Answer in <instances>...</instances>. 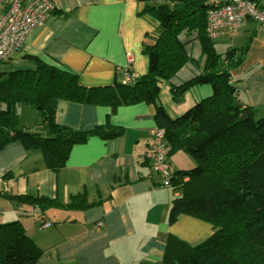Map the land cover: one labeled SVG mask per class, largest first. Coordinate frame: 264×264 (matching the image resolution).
Wrapping results in <instances>:
<instances>
[{"label":"crops","instance_id":"0c3cea01","mask_svg":"<svg viewBox=\"0 0 264 264\" xmlns=\"http://www.w3.org/2000/svg\"><path fill=\"white\" fill-rule=\"evenodd\" d=\"M169 1L52 0L54 10L27 36L12 57L10 70L28 69L29 63L22 59L27 54L76 74L85 87L123 81L126 71L145 75L148 58L143 43L154 24L142 11L147 2ZM227 39H231L227 49L248 44L232 76L240 101L256 109L257 116L263 115L264 28L248 19L237 36L216 41ZM184 40L191 61L170 79V85L192 79L203 64L196 35ZM226 50L217 51L224 55ZM170 85L161 83L158 102L172 118L212 94L209 85L197 86L174 103ZM154 112L153 105L145 103L121 106L112 113L107 106L59 101L55 117L59 125L85 131L108 122L120 128L121 135L110 140L90 136L72 147L57 172L45 166L40 151L26 150L20 142L0 152V224L22 226L41 251L36 264H163L170 236L193 247L212 234V225L195 217L180 215L169 223L176 193L161 185L143 157L152 144ZM31 125L26 126L29 131H41L38 117ZM177 153L168 157L172 171L194 165L188 154ZM17 196H40L53 203L42 208L18 201ZM74 197L81 205H69ZM98 222L102 228L96 230ZM44 223L49 225L43 227Z\"/></svg>","mask_w":264,"mask_h":264},{"label":"trees","instance_id":"16d2710c","mask_svg":"<svg viewBox=\"0 0 264 264\" xmlns=\"http://www.w3.org/2000/svg\"><path fill=\"white\" fill-rule=\"evenodd\" d=\"M206 0L147 2L142 14L154 24L143 51L148 58L145 75L131 82L115 81L104 87H85L76 74L23 55L28 69L10 70L11 59L0 63V152L12 142L26 150L41 152L45 166L59 171L73 146L90 136L110 140L122 130L96 126L77 131L56 122L59 101L110 107L139 103L153 105L156 127L165 131L175 152L188 154L195 165L173 171V198L169 223L180 215L204 220L212 234L193 247L175 237L166 243L163 264H264V116L239 99L232 70L243 60L248 44L228 48L224 55L205 31ZM196 35L203 55L199 74L178 85L169 81L191 61L184 39ZM199 63L194 62L198 67ZM170 85L174 103L193 87L209 85L212 94L178 117L172 118L158 102L161 83ZM238 102V105H236ZM34 107L41 131L19 126L17 110ZM14 198V197H13ZM26 204L47 207L53 201L40 196H17ZM71 206L81 205L72 198ZM41 255L37 245L19 223L0 224V264H36Z\"/></svg>","mask_w":264,"mask_h":264},{"label":"built area","instance_id":"2783aa9c","mask_svg":"<svg viewBox=\"0 0 264 264\" xmlns=\"http://www.w3.org/2000/svg\"><path fill=\"white\" fill-rule=\"evenodd\" d=\"M206 5L205 31L210 40L237 36L248 19L264 28V0H206ZM53 10L52 0H0V63L17 54L27 36L44 24ZM126 72L123 81L129 83L135 75ZM151 135L152 144L143 157L158 175L161 185L171 188L173 171L168 161L170 145L165 131L155 127ZM48 225L44 223L42 226ZM94 227L99 230L102 223L98 222Z\"/></svg>","mask_w":264,"mask_h":264},{"label":"rangeland","instance_id":"374dc122","mask_svg":"<svg viewBox=\"0 0 264 264\" xmlns=\"http://www.w3.org/2000/svg\"><path fill=\"white\" fill-rule=\"evenodd\" d=\"M230 40L231 39L222 40V41H219V42L216 41L217 50H219V51H222L224 49L226 50L227 47H229V45L231 44ZM29 108H31V109H29ZM29 110H31V111H29ZM30 112H34L36 114L35 117H34V113L32 115V114H30ZM17 114H18V124H19V126H28V127H30V126H32L31 123H34L35 118L38 117L37 110L34 107H23L22 109H18L17 110ZM262 116H264V114L260 115V116H257V118L262 117ZM177 154H186V153H183V151H178ZM194 165H195V163H194ZM190 168H191V166H190Z\"/></svg>","mask_w":264,"mask_h":264},{"label":"water","instance_id":"95a60500","mask_svg":"<svg viewBox=\"0 0 264 264\" xmlns=\"http://www.w3.org/2000/svg\"><path fill=\"white\" fill-rule=\"evenodd\" d=\"M236 105H238V102H236Z\"/></svg>","mask_w":264,"mask_h":264}]
</instances>
